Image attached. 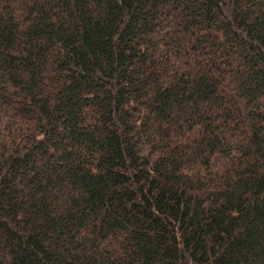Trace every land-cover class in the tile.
Here are the masks:
<instances>
[{
    "label": "trees",
    "instance_id": "trees-1",
    "mask_svg": "<svg viewBox=\"0 0 264 264\" xmlns=\"http://www.w3.org/2000/svg\"><path fill=\"white\" fill-rule=\"evenodd\" d=\"M0 264H264V0H0Z\"/></svg>",
    "mask_w": 264,
    "mask_h": 264
}]
</instances>
